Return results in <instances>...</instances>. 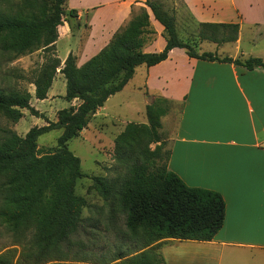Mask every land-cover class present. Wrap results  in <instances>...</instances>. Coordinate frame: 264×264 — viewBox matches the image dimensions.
I'll list each match as a JSON object with an SVG mask.
<instances>
[{
  "label": "trees",
  "instance_id": "1",
  "mask_svg": "<svg viewBox=\"0 0 264 264\" xmlns=\"http://www.w3.org/2000/svg\"><path fill=\"white\" fill-rule=\"evenodd\" d=\"M66 3L67 0H24L23 10L17 14L0 13V50L18 57L40 48L53 49L57 28L70 20L65 17ZM144 4L146 8L132 6L130 21L81 67L72 54L63 67L56 57L35 80L34 97L43 101L59 69L66 80L65 100H77L78 105L60 110L57 122L47 120V125L31 128L24 137L7 130L1 140L0 221L13 233L34 232L30 245L23 246L17 260L15 251H6L0 254V264H61L67 259L69 251L64 246L82 226L87 205L76 194L77 181L85 175L68 143L79 136L112 96L123 91L138 67L156 66L166 61L173 49L180 48L189 58L264 70L259 58L242 60L198 52L199 42H235L238 24L201 23L195 39L185 40L178 32L173 8L169 10L164 3L152 0ZM151 16L164 29L166 45L158 53L144 50L157 35ZM69 17L77 18V10L71 9ZM32 98L28 91L0 89V114L13 122L24 117V110L44 118L31 105ZM169 103L161 97L147 106L148 125L129 123L116 139V146H134L133 154L138 160L116 190L117 205L126 216L125 225L135 245L127 253L96 264H164L158 251L163 240L211 242L224 225L223 197L215 191L188 187L167 168L170 151L165 150L160 129ZM55 130H62L57 146L41 151L39 138ZM151 144H156L154 150L149 148ZM93 180L96 190L107 199L111 189L107 180Z\"/></svg>",
  "mask_w": 264,
  "mask_h": 264
},
{
  "label": "crops",
  "instance_id": "2",
  "mask_svg": "<svg viewBox=\"0 0 264 264\" xmlns=\"http://www.w3.org/2000/svg\"><path fill=\"white\" fill-rule=\"evenodd\" d=\"M145 1L106 0L88 4L85 14L77 11L78 21L88 17L89 32L64 56L58 53L62 67L70 54L76 57L78 67L98 54L130 21L132 6ZM180 7L196 25H239L235 42H199V53L216 50L220 57L264 62V0H181ZM173 9L179 32L180 10ZM101 12L105 17L97 30L95 18ZM151 20L157 35L144 50L158 53L166 45L164 29L152 16ZM69 23L64 20L57 28L56 47L62 38L76 37ZM141 67H145L146 90L181 105L166 139L168 170L188 187L218 192L226 203L224 225L213 241L160 242L158 251L164 264H264V70L189 58L180 48L156 66ZM56 76L66 83L63 74ZM53 85L47 99L37 100L40 104L52 98ZM101 112L112 117L106 104L96 114Z\"/></svg>",
  "mask_w": 264,
  "mask_h": 264
},
{
  "label": "rangeland",
  "instance_id": "3",
  "mask_svg": "<svg viewBox=\"0 0 264 264\" xmlns=\"http://www.w3.org/2000/svg\"><path fill=\"white\" fill-rule=\"evenodd\" d=\"M23 1L0 0V13L17 14L23 10ZM104 1L106 0L67 1L65 17L70 19L68 21L70 22L69 25L73 35L76 36L73 40L62 38L59 40L58 46H55L51 50L40 48L18 57L13 54L3 53L0 50V89L28 91L33 95L35 93L34 82L40 76L42 70L56 57L58 58V53L60 56H64L72 44L76 43V40L78 41V39L85 38L88 35L89 30L86 22L88 17L86 16L82 21H78L76 18L69 17V11L75 9L85 14L88 4ZM152 1L164 3L169 10L174 6L179 8V32L181 38L185 40L195 39L197 25L194 24L188 14L180 7L181 0ZM140 7L146 8L144 2L141 5H135L136 9ZM104 17V12H101L95 18L96 20L94 19L97 30L101 29L100 23ZM78 29H83L82 33L76 34ZM212 52L216 53V50ZM144 69L145 67L138 68V72H135L136 75L130 80L127 87L112 96L109 102L106 103L112 117L105 116V112L95 114L79 136L68 143L69 150L80 159L81 169L85 175L77 181L76 194L82 197L87 205L82 214V218L84 219L82 226L64 246L65 250L69 252L67 259L61 262V264L100 263L105 259H110L114 255L129 252L135 245L134 239L125 225L126 216L117 205L116 190L129 177L131 165L138 162V160L135 154H133L134 146H116V139L129 123L148 125L147 106L153 105L161 98L155 92L144 88L146 80ZM59 73L58 69L57 74ZM65 93L66 83L63 84L62 78L55 76L52 98L42 104L36 98L33 99V107L44 118L32 116L29 111L24 110V117L19 122H13L3 114H0V142L6 135L7 130H12L19 136L24 137L31 128L47 125V120L57 122L60 110L79 104L77 100L67 102L64 98ZM147 97L149 98L148 105L146 103ZM166 106H168L167 112L161 118L162 128L160 129V134L165 142V150H169L166 139L175 127L181 111V105L170 101ZM61 134L62 130H55L41 136L38 140V146L41 151L47 152V149L55 148L57 146V139ZM155 147L156 144L149 146L151 150H154ZM94 177L105 178L109 183L111 189L107 199L103 198L96 190ZM1 182L2 178L0 177V184ZM1 205L0 199V208ZM33 232L25 230L13 233L0 221V254L6 251H15V260H17L23 246L30 245Z\"/></svg>",
  "mask_w": 264,
  "mask_h": 264
}]
</instances>
